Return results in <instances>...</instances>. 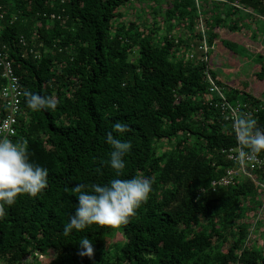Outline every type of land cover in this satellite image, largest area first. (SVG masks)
I'll list each match as a JSON object with an SVG mask.
<instances>
[{"label":"trees","instance_id":"16d2710c","mask_svg":"<svg viewBox=\"0 0 264 264\" xmlns=\"http://www.w3.org/2000/svg\"><path fill=\"white\" fill-rule=\"evenodd\" d=\"M132 1L145 2L0 0V50L22 92L57 101L55 109L33 111L21 97L15 142L27 141L29 159L48 169V184L6 206L0 264H264V245L249 237L253 227L264 234V222L254 221L258 186L248 178L210 185L235 166L220 150L238 145L230 125L203 100L209 71L227 100L247 103L264 130V91H253L264 82V54L250 51L258 67L231 84L209 64L217 46L231 52L244 43L232 35L241 31L243 18H264V0H149L157 7L165 2L162 15L160 7L145 5L150 22L143 9L125 21L123 9ZM51 14L59 18L51 20ZM203 40L206 62L197 50ZM116 120L130 125L120 137L131 141L120 178L149 177L152 190L127 223L65 234L76 185L107 183L115 175L105 133ZM162 142L167 149L161 150ZM114 234L123 242L107 244ZM83 236L92 241L91 257L80 255Z\"/></svg>","mask_w":264,"mask_h":264},{"label":"clouds","instance_id":"9594fccd","mask_svg":"<svg viewBox=\"0 0 264 264\" xmlns=\"http://www.w3.org/2000/svg\"><path fill=\"white\" fill-rule=\"evenodd\" d=\"M23 95L26 105L33 111L56 108L57 101L50 96L28 90ZM256 125V118L250 114H241L233 120V133L239 147L237 159L241 164L246 158L264 151V130ZM129 128L128 123L116 120L112 123V130L106 131L105 142L111 148L108 164L115 175L107 183L76 185L77 202L63 227L65 234L92 224L118 226L127 223L147 200L152 190L151 178H120L125 167L123 157L131 149V141L120 137ZM47 177L48 169L29 159L27 141L14 142L7 136H0V218L6 215V206L12 205L19 194L36 196L42 192L47 187ZM78 245L80 255L91 257L93 245L87 236H83Z\"/></svg>","mask_w":264,"mask_h":264},{"label":"built area","instance_id":"2783aa9c","mask_svg":"<svg viewBox=\"0 0 264 264\" xmlns=\"http://www.w3.org/2000/svg\"><path fill=\"white\" fill-rule=\"evenodd\" d=\"M55 18L58 19L59 17H56L55 14L50 15L51 20H54ZM0 19H2V14H0ZM198 29L201 32L204 31L201 19H199ZM20 42H22V40H20ZM197 50L203 54L201 61L206 62L207 47L204 40L202 41V44L197 47ZM194 55V47L191 46L190 50L185 53V58L191 60L194 58ZM204 76L207 82V91L203 96V100L208 106L218 110L223 121L228 123L233 131L232 124L235 118L241 114L251 115L252 112L249 105L242 102H229L225 96V89L216 84L209 71H205ZM0 78L3 80V84L0 87V100L3 106V114L0 117V136H7L15 142L18 119L22 114L21 97L23 92L12 65L8 60L7 52L4 50H0ZM252 111L256 113V109H253ZM238 152V146L235 148H223L220 150L221 156L226 160L233 162L235 166L233 168H228L221 178L212 181L210 185L212 188L215 186L226 187L236 183L238 184L243 179L248 178L253 184L258 186L256 201L260 203V208L254 221L261 219V221L264 222V155L254 154L251 158H246L245 162L241 164L237 159ZM251 218H253V214H251ZM254 228L255 227L250 229L249 237L251 240H253L258 234V230H254Z\"/></svg>","mask_w":264,"mask_h":264},{"label":"rangeland","instance_id":"374dc122","mask_svg":"<svg viewBox=\"0 0 264 264\" xmlns=\"http://www.w3.org/2000/svg\"><path fill=\"white\" fill-rule=\"evenodd\" d=\"M149 8H158L160 7L161 9L159 10V13H163V10L165 9V2L161 3V6H156L155 2L145 0L143 3H136L134 1L130 2L124 9V20L129 21L131 19H135L136 16L135 14H138L141 12L143 9L145 15L144 19L150 22V19L152 16H150ZM138 7H141L140 9ZM137 9V11H135ZM140 11V12H139ZM137 12V13H136ZM142 17V13L140 15ZM242 17V15H241ZM240 17V18H241ZM160 19V18H158ZM242 19V18H241ZM247 20L243 18V21ZM158 21V20H157ZM258 23H261L260 20L256 21ZM254 22V24L256 23ZM242 25L243 29L236 33L234 36L232 35V39L236 38V40L244 43H240V45H237L233 51H225L222 47H216L210 52V66L212 69L216 71V75L222 80L223 83H228L231 84L232 81L237 80V79H246L247 77L251 76L250 74L255 71V68L258 67L257 60L255 57H249L250 51H254L257 54H264V37H262V32L259 33L260 28L257 26L252 25L253 23H248L246 25L243 22H240ZM159 25H162V23H159ZM257 27V28H254ZM259 28V30H258ZM258 30V31H257ZM264 30V29H262ZM257 32V33H256ZM162 33V32H161ZM225 33L222 34V37H225ZM255 37V39L253 38ZM249 41L252 42L249 45H245V43ZM253 52V54H255ZM255 56V55H253ZM250 58V59H249ZM253 91L255 94H259L262 91H264V82H256L255 85L253 86ZM262 101H264V96L260 95ZM168 144L166 142H162V149H167ZM248 220L252 219L251 215L249 214ZM254 242L255 246L263 248L264 245V234H258L255 236V238L252 240ZM109 242H117L121 243L123 242L121 236L119 234H114V235H109V238L107 240V244ZM47 257V258H45ZM45 259H48L49 256H45Z\"/></svg>","mask_w":264,"mask_h":264},{"label":"crops","instance_id":"0c3cea01","mask_svg":"<svg viewBox=\"0 0 264 264\" xmlns=\"http://www.w3.org/2000/svg\"><path fill=\"white\" fill-rule=\"evenodd\" d=\"M244 12H247L248 14H249V13H252L250 10H248V11L245 10ZM245 19H247V20H244V21H243L244 24H245V22H246V25H247L248 23H251V22H252V23H253L252 25L257 26V27L260 28V30H259V28H258V30L260 31L259 33L262 32V35H261V36L264 37V30H262V29H264V20H263V19L261 20V21H262L261 23H258V25H256V24H257V22H256L257 20H255V19H251V18H247V17H246ZM254 22H256V23L254 24ZM257 27H254V28H257ZM242 29H243V27H242ZM242 29H241V30H242ZM258 30H257V31H258ZM256 33H257V32H256ZM263 39H264V38H263Z\"/></svg>","mask_w":264,"mask_h":264}]
</instances>
